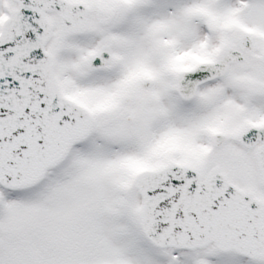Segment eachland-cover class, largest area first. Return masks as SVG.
Instances as JSON below:
<instances>
[{"label": "snow or ice", "instance_id": "snow-or-ice-1", "mask_svg": "<svg viewBox=\"0 0 264 264\" xmlns=\"http://www.w3.org/2000/svg\"><path fill=\"white\" fill-rule=\"evenodd\" d=\"M0 264H264V0H0Z\"/></svg>", "mask_w": 264, "mask_h": 264}]
</instances>
